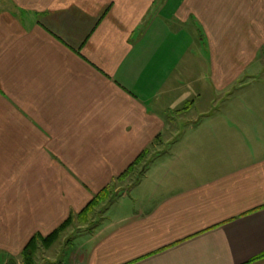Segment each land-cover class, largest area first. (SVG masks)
I'll list each match as a JSON object with an SVG mask.
<instances>
[{
  "label": "crops",
  "instance_id": "crops-1",
  "mask_svg": "<svg viewBox=\"0 0 264 264\" xmlns=\"http://www.w3.org/2000/svg\"><path fill=\"white\" fill-rule=\"evenodd\" d=\"M149 148L169 157L83 230ZM70 216V264H264V0H0V252Z\"/></svg>",
  "mask_w": 264,
  "mask_h": 264
},
{
  "label": "rangeland",
  "instance_id": "rangeland-1",
  "mask_svg": "<svg viewBox=\"0 0 264 264\" xmlns=\"http://www.w3.org/2000/svg\"><path fill=\"white\" fill-rule=\"evenodd\" d=\"M193 49H194L193 51L194 55H192V58L194 59L196 64L194 63L193 66L188 65V67L192 68L191 69L192 75L190 76V79L187 81L188 84H187L186 97L189 100L205 99L209 101L210 98L214 99L216 94L213 91L211 79H209V76L210 78L213 76L204 73L206 72L205 69L207 68V63H208L205 54L208 57L209 53L207 50H205L204 46H202L200 49L199 45L196 42L194 44ZM189 83H191L192 86H190ZM205 104H209V102H206ZM194 112H196V108L192 110L191 114H193ZM164 142H166V140H164ZM156 147L160 149L163 148V146L160 144ZM167 147L168 145H166L163 149H166ZM150 151L151 149L149 148L148 153ZM168 157L169 156L164 154L160 156L159 150L156 151L153 150L152 153L150 152L149 154H146L143 161L144 164H146L147 166L150 163H152L154 159L159 160V159H166ZM141 164L137 168H135V171L129 173L126 177L123 178L117 177V180H115V184L111 186V195L109 196L110 197L109 199H111V201L108 200L110 201L108 202L107 200H105L104 203H102L96 208L93 222L92 223L90 222L92 224V227L99 224L100 221L102 220V216H103L102 209L105 214L109 212H114L115 210H117L116 208H118V210L123 211V207L126 206L127 202L122 203L121 198L126 192V189L127 191H129V193L130 191L132 193L134 182L136 183L138 181L136 178L139 172L142 171L143 168L146 169V167H144V165ZM120 186L121 188H119ZM119 203H122V205H119ZM99 209L101 210L100 212H98ZM77 226L79 227L81 226V224L77 223L76 225L69 227L62 234L59 240L56 241L51 247L49 248L40 247L35 255L36 264H70V262H72L71 255L75 252L76 250L75 248L78 245H79L78 247H82L83 243L86 242V241L83 242V239L85 237V232H81V231L83 230L89 231L87 229H90V224L87 225L88 228L85 229L81 228L83 230L79 229ZM87 246H89V244H87ZM0 264H25V262L23 260L22 254L19 257L15 258V256L8 257L0 252Z\"/></svg>",
  "mask_w": 264,
  "mask_h": 264
},
{
  "label": "trees",
  "instance_id": "trees-1",
  "mask_svg": "<svg viewBox=\"0 0 264 264\" xmlns=\"http://www.w3.org/2000/svg\"><path fill=\"white\" fill-rule=\"evenodd\" d=\"M146 154H148V150L145 152H142L133 162L132 164L121 174L119 178L126 177L129 173L135 171V168H137L141 163V165H144L146 167V164H144L143 159L145 158ZM145 170H142L139 172L137 176V180L140 178V175ZM135 183V182H134ZM111 195V188L107 187L103 189L95 198L88 204V206L83 210V213L86 215L90 214L91 212L95 211L96 208L104 203L105 200L109 199ZM108 201V202H110ZM103 211V210H102ZM82 215V214H80ZM74 221V216H70L65 222H63L61 225H59L55 230H53L50 234L43 235V234H35L31 237L29 242L26 244L22 251V257L25 262V264H36L35 255L40 247L49 248L51 247L56 241L59 240V238L62 236V234L71 227L72 223ZM92 226V224H90ZM264 258V253L258 255L257 257L253 258L249 261L253 262L258 259Z\"/></svg>",
  "mask_w": 264,
  "mask_h": 264
}]
</instances>
